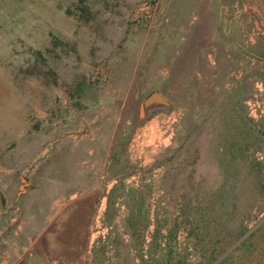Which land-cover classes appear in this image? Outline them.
<instances>
[{"label": "rangeland", "instance_id": "rangeland-1", "mask_svg": "<svg viewBox=\"0 0 264 264\" xmlns=\"http://www.w3.org/2000/svg\"><path fill=\"white\" fill-rule=\"evenodd\" d=\"M256 82L264 0H0V264H264Z\"/></svg>", "mask_w": 264, "mask_h": 264}, {"label": "built area", "instance_id": "built-area-1", "mask_svg": "<svg viewBox=\"0 0 264 264\" xmlns=\"http://www.w3.org/2000/svg\"><path fill=\"white\" fill-rule=\"evenodd\" d=\"M247 114L253 120L264 118V95L261 89V83H255L254 92L246 100Z\"/></svg>", "mask_w": 264, "mask_h": 264}, {"label": "water", "instance_id": "water-1", "mask_svg": "<svg viewBox=\"0 0 264 264\" xmlns=\"http://www.w3.org/2000/svg\"><path fill=\"white\" fill-rule=\"evenodd\" d=\"M170 102L161 93L153 91L149 93L140 104V115H143L148 109L155 106L168 107Z\"/></svg>", "mask_w": 264, "mask_h": 264}]
</instances>
